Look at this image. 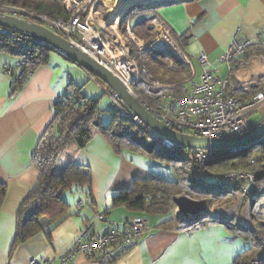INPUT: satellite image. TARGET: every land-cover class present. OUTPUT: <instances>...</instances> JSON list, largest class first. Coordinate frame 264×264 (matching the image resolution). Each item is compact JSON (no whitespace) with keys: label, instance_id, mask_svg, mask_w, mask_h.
<instances>
[{"label":"crops","instance_id":"1","mask_svg":"<svg viewBox=\"0 0 264 264\" xmlns=\"http://www.w3.org/2000/svg\"><path fill=\"white\" fill-rule=\"evenodd\" d=\"M129 13L130 26L152 18L162 31L178 41L191 66L188 78L191 81L187 79L184 83L187 89L198 80L200 52L206 54L220 76H228L227 66L219 57L235 32L240 39L255 34L264 36V0H185ZM188 36L193 37L189 43ZM49 52L48 60L30 73L20 89H15L11 76L3 71L5 65L15 63V54L0 53V183L6 185L0 206V264L52 260L76 239L87 222L93 221L92 230L100 233L109 228L122 229L133 216L144 217L152 230L130 246L111 247L108 255L109 260L115 258L113 261L98 263L78 256L68 264H232L234 256L243 249L239 247L238 252L232 253L226 240H235L237 235L219 222L171 229L160 225L168 215L134 213L122 205H113L112 198L118 191L129 189L135 179L153 173V164L143 151L123 147L117 152L99 133L74 156L77 163L90 170L91 195L75 186L65 190L62 198L68 204L67 217L52 230L47 219H43L41 231L25 241L15 242L21 203L38 179L32 152L53 118L55 102L69 89H78L87 96L82 88L85 76L103 86L101 80L87 75L76 63L55 51ZM246 58L247 64L230 74L234 80L245 81L264 74L263 47L253 46ZM235 93L241 95L238 89ZM256 113L260 114L257 125L264 120V102ZM103 117L104 124H108L110 120L106 122L107 116ZM100 212L104 218L98 220L95 215ZM242 244L246 249L250 246L246 240Z\"/></svg>","mask_w":264,"mask_h":264},{"label":"built area","instance_id":"2","mask_svg":"<svg viewBox=\"0 0 264 264\" xmlns=\"http://www.w3.org/2000/svg\"><path fill=\"white\" fill-rule=\"evenodd\" d=\"M80 3V0H62L66 17L51 18L19 6L6 4L0 5V14L36 22L68 40L106 68L136 96L138 95L133 89L135 82L140 81L148 85L150 90L158 93V106H151L138 97L152 115L175 131L211 139L244 135L254 128L255 125L251 121L250 115L264 102V74L245 81L234 80L230 74H234L238 67H244L247 64L246 54L253 46L264 48V36L255 34L251 38L240 39L235 32L227 48L219 57V60L227 66L228 76H220L206 54L200 52L198 61L201 71L198 80L193 82L185 93L175 95L164 90L168 85L152 81L147 69L139 65V54L146 47L134 39L137 37L141 42H144L132 30L128 14L122 21L124 24L123 34L125 38L127 37L125 39L116 32L109 22L106 21L103 26L94 22L90 17V10L89 12L87 10L89 2L85 5ZM152 21L155 22V20ZM0 34L7 36L15 47L14 54L18 56V60L14 64L16 67H21L31 57L36 47H48L42 41L23 31L0 27ZM165 34L169 39L167 41L174 45L178 51L179 58H182L190 66L183 49L173 41L167 32ZM128 38L132 40L135 51L128 43ZM192 39V36L186 37L188 43ZM14 65H5L3 71L10 75ZM100 88L108 97L109 108L125 123L134 124L150 137L152 142L170 154L192 163L202 174L207 173V166L211 162L232 157L257 144H264L263 136L252 146L247 145L237 149L216 150L181 147L163 138L147 126L110 87L103 85ZM237 89L241 95L235 93ZM84 101V98L79 99L80 103ZM249 162L253 167L250 171H231L220 175L216 186L229 188L234 196V201L226 206L212 207L213 215L218 219L236 218L242 229H251L257 232L258 242L264 246V233L258 226L259 221H264V216L256 220L251 214L255 178L260 170L264 169V153L258 152L252 155ZM80 203H82L81 200ZM95 218L101 220L104 218V214L97 213ZM92 228L93 221L87 222L76 239L56 254L52 260L42 262L30 260L29 264H52L54 262L68 264L75 262L78 256H84L98 263H105L109 260L108 251L111 247L130 246L152 230L147 220L141 216L131 217L122 229L109 228L105 232L97 233Z\"/></svg>","mask_w":264,"mask_h":264},{"label":"trees","instance_id":"3","mask_svg":"<svg viewBox=\"0 0 264 264\" xmlns=\"http://www.w3.org/2000/svg\"><path fill=\"white\" fill-rule=\"evenodd\" d=\"M1 4L19 6L51 18L66 17L65 8L60 0H0ZM151 19L136 21L131 26L132 30L139 37L146 39L149 36L141 33V29ZM175 41L180 46L178 41ZM129 44L135 51V46L130 40ZM14 51L15 47L8 37L0 34V53H14ZM49 53V49L39 46L34 49L31 57L21 67H16L14 65L16 62L8 64L14 65L10 76L15 89H20L26 83L30 73L48 60ZM162 53H169V61L173 64L162 61V57L166 56L164 54L162 56ZM141 58H143V63H141ZM138 62L141 67L147 69L152 81L168 85L164 90L179 95L189 89L184 83L190 77V68L172 53L146 48L139 54ZM133 89L145 103L158 106V93L150 90L148 85L137 81L133 84ZM80 98H84L85 101L80 103ZM110 112L112 117L109 123L103 124L100 121L101 110L97 99L83 95L78 89H69L59 96L54 105L53 118L40 135L32 152V163L38 171V179L21 203L15 242L25 241L41 231L43 219H47L49 230H52L67 217L68 204L62 198L65 190L75 186L78 190L91 195L90 170L87 166L77 163L74 156L95 134L105 136L117 152L124 147L143 151L152 157L166 158L164 153L167 151L154 142H149L150 145L145 143L147 135L134 124L125 123L111 109ZM258 152L264 153V144L260 147L248 148L232 157L209 163L208 166L214 167L215 170H209L207 166L206 174H202L197 167L185 159L167 158L173 166L174 178L165 179L152 173L144 179H135L129 189L120 190L113 196L112 204L122 205L134 213L168 215L167 219L160 223L165 228H192L208 222H219L233 234L250 242L248 249L234 256L232 264H264V246L258 242L257 232L242 229L234 217L216 218L211 207L212 202H220L223 198L234 201L229 188L216 186L220 175L231 171L252 170L249 159ZM59 159H63L64 164H60ZM207 176L213 178L212 182L206 181ZM5 193L6 185L0 183V206ZM180 194H187L198 199L205 197L204 202L207 209L205 212L195 214L199 216L194 221L186 223L174 203V198ZM252 202L251 214L253 218L259 220L264 216V169L260 170L255 178V193ZM258 226L264 233V221H259Z\"/></svg>","mask_w":264,"mask_h":264},{"label":"water","instance_id":"4","mask_svg":"<svg viewBox=\"0 0 264 264\" xmlns=\"http://www.w3.org/2000/svg\"><path fill=\"white\" fill-rule=\"evenodd\" d=\"M185 0H164L153 7H157L166 3H178ZM0 27L10 28L23 31L31 37L42 41L48 45L47 49L68 58L72 62L79 65L87 73L97 77L108 87L114 90L129 107L147 126L160 134L163 138L170 142L186 147L188 149H216L227 150L237 149L243 146H252L260 138L264 136V120L254 126L248 133L231 138H206L185 134L175 131L167 127L158 118L152 115L145 107L144 102L130 90L115 76H113L106 68L100 65L92 57L77 48L74 44L33 21L23 18L11 16L8 14H0ZM177 211L182 216L195 215L205 212L206 205L203 200H194L181 194L174 198Z\"/></svg>","mask_w":264,"mask_h":264},{"label":"rangeland","instance_id":"5","mask_svg":"<svg viewBox=\"0 0 264 264\" xmlns=\"http://www.w3.org/2000/svg\"><path fill=\"white\" fill-rule=\"evenodd\" d=\"M60 1L62 3V0H60ZM80 1H81L80 4H82V5H85L89 2L87 10H88V12L90 10V12H91L90 17L94 20V22H96L100 26H103V24H105L106 21L109 22V24L113 25V28L116 30V32H118L119 35H121L125 38V36L123 34V28H124L123 25L124 24L122 22L124 18L119 21L120 23L119 22L116 23L115 19H116V13L117 12L124 9L126 11L125 15H127V14H130L129 11H131V10L133 11L136 9H144V8H148V7H153V6L157 5L158 2L160 3L161 1H164V0H80ZM141 33L148 34V36H149L146 39H144V38L141 39L145 42L146 48H151V49H154V50H157L160 52H170L174 56L179 58L178 51L175 49V47L172 48V47L168 46V44H166V43H168L169 40L164 41L163 39H161L162 35L165 34V32L162 31V29L160 28V26L156 22H153L151 20L148 25H146L144 28L141 29ZM129 40H130V42H132V40L128 38L127 39L128 43H129ZM173 41L176 43V41L174 39H173ZM180 48H181V46H180ZM163 54L164 53H162V56H163ZM164 55H166V57H162L163 59H161V60L168 63V64H173V62L169 61V58H168L169 53L164 54ZM15 58L17 61L18 56L15 55ZM179 59H181L183 61L182 58H179ZM141 63H143V58H141ZM102 83L105 87H107V85L104 82H102ZM82 84H83L82 85L83 92H85L88 97H91L93 99H98V101H99L98 105H99V109L101 110V114H100V121L102 120L101 123L104 124V122H103L104 117L103 116H107L106 122L109 121L111 119L112 113L110 111H108L110 108L108 106L107 95H105L103 93L102 89L91 78L89 79L85 76L83 78ZM256 111H254L250 115V119L254 125H256V123L260 119V114H257ZM149 142H152V140L150 137H147V140L145 143L150 145ZM260 146H261L260 144L255 145V147H260ZM164 155L166 158L152 157V156L147 154V160L151 164H153L152 165V167H153L152 171L154 174H156L162 178H165V179H172V178H174V173H173V168H172L173 166L171 165V163L168 161L167 158L178 159V157L170 155L169 152H165ZM59 160H60V164L61 163L64 164L65 161L63 159H59ZM208 169L209 170H215V168L214 167L212 168V166H208ZM205 179L207 182H212V180H213V178L209 177V176H207ZM184 195L186 197L192 198L194 200L205 201V197H200L198 199V198H195L193 196H189L187 194H184ZM232 202H233V200L229 201L227 198H223V199H220V202H212L211 207L226 206L227 204H230ZM197 216H199V215L183 216V220L186 223H189L191 221H194L197 218ZM221 226L223 227V225H221ZM225 230H226V234H228L232 237L233 234L230 231H228V229H225ZM241 240L244 241V239L241 236H237V238L235 240L232 238L231 239L229 238V241L226 240V245L228 246L229 249L232 250V253L235 254L236 252H238L239 247L242 248L243 250L246 247L244 244H242Z\"/></svg>","mask_w":264,"mask_h":264},{"label":"bare ground","instance_id":"6","mask_svg":"<svg viewBox=\"0 0 264 264\" xmlns=\"http://www.w3.org/2000/svg\"><path fill=\"white\" fill-rule=\"evenodd\" d=\"M121 7V6H120ZM121 9V8H120ZM125 10L124 9H122V10H120L119 12H117L116 13V19H115V22L116 23H118L120 20H122L123 18H124V16H125ZM120 23V22H119ZM164 32V31H163ZM163 35H164V37H163ZM162 35V37H161V39H163L164 41H167V40H169L168 38H167V36H166V34H163ZM134 39L137 41V42H140V44L141 45H145V43H143V42H141L137 37H134ZM166 44H168V46H170V47H173L174 48V45H172L171 43H166Z\"/></svg>","mask_w":264,"mask_h":264}]
</instances>
